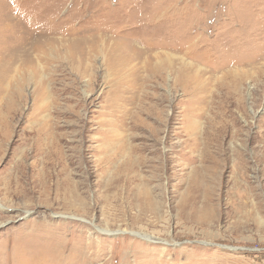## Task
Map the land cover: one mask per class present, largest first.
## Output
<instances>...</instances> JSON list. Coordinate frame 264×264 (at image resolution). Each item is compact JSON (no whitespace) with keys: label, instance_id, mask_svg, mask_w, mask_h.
<instances>
[{"label":"rangeland","instance_id":"obj_1","mask_svg":"<svg viewBox=\"0 0 264 264\" xmlns=\"http://www.w3.org/2000/svg\"><path fill=\"white\" fill-rule=\"evenodd\" d=\"M0 264H264V0H0Z\"/></svg>","mask_w":264,"mask_h":264},{"label":"bare ground","instance_id":"obj_2","mask_svg":"<svg viewBox=\"0 0 264 264\" xmlns=\"http://www.w3.org/2000/svg\"><path fill=\"white\" fill-rule=\"evenodd\" d=\"M111 162V161H110Z\"/></svg>","mask_w":264,"mask_h":264}]
</instances>
